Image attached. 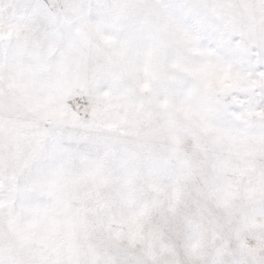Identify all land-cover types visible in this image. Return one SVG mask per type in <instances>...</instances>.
<instances>
[{
    "label": "snow or ice",
    "instance_id": "snow-or-ice-1",
    "mask_svg": "<svg viewBox=\"0 0 264 264\" xmlns=\"http://www.w3.org/2000/svg\"><path fill=\"white\" fill-rule=\"evenodd\" d=\"M0 264H264V0H0Z\"/></svg>",
    "mask_w": 264,
    "mask_h": 264
}]
</instances>
